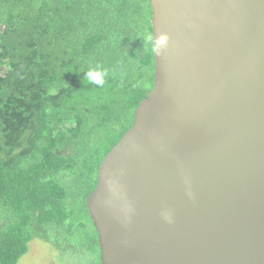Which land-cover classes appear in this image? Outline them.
I'll return each mask as SVG.
<instances>
[{"label": "water", "instance_id": "1", "mask_svg": "<svg viewBox=\"0 0 264 264\" xmlns=\"http://www.w3.org/2000/svg\"><path fill=\"white\" fill-rule=\"evenodd\" d=\"M150 5L153 86L85 200L99 260L264 264V0Z\"/></svg>", "mask_w": 264, "mask_h": 264}, {"label": "trees", "instance_id": "2", "mask_svg": "<svg viewBox=\"0 0 264 264\" xmlns=\"http://www.w3.org/2000/svg\"><path fill=\"white\" fill-rule=\"evenodd\" d=\"M150 0H0V264H101L85 200L153 86ZM107 71L104 85L83 79Z\"/></svg>", "mask_w": 264, "mask_h": 264}, {"label": "rangeland", "instance_id": "3", "mask_svg": "<svg viewBox=\"0 0 264 264\" xmlns=\"http://www.w3.org/2000/svg\"><path fill=\"white\" fill-rule=\"evenodd\" d=\"M17 264H70L49 243L34 239L29 243L28 252Z\"/></svg>", "mask_w": 264, "mask_h": 264}, {"label": "clouds", "instance_id": "4", "mask_svg": "<svg viewBox=\"0 0 264 264\" xmlns=\"http://www.w3.org/2000/svg\"><path fill=\"white\" fill-rule=\"evenodd\" d=\"M148 44L151 45L152 43V37H147ZM168 41V37L166 34H161L159 39L156 41L157 45L160 48H163L166 46ZM107 75V71L104 69H101L99 67L90 69L88 72L84 73L83 79H87L90 83H93L97 86H103L105 82V76Z\"/></svg>", "mask_w": 264, "mask_h": 264}]
</instances>
